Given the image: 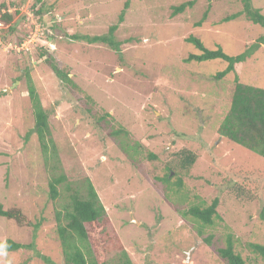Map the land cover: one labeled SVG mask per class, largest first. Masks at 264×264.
I'll return each mask as SVG.
<instances>
[{
  "label": "rangeland",
  "instance_id": "374dc122",
  "mask_svg": "<svg viewBox=\"0 0 264 264\" xmlns=\"http://www.w3.org/2000/svg\"><path fill=\"white\" fill-rule=\"evenodd\" d=\"M251 2L264 15V0ZM241 11L239 0H0V206L27 218L19 227L0 217V241L23 246L0 253V264H64L55 217L85 179L111 220L95 248L101 260L117 262L123 250L132 264H225L217 251L230 238L246 264H264L248 247L264 246V160L218 134L234 74L215 81L223 61L184 62L199 54L190 36L229 56L248 50L238 80L264 89V29L243 15L223 22ZM114 25L119 53L80 39ZM27 76L49 114L46 152ZM60 175L53 200L49 183ZM215 199L211 226L188 214Z\"/></svg>",
  "mask_w": 264,
  "mask_h": 264
},
{
  "label": "trees",
  "instance_id": "16d2710c",
  "mask_svg": "<svg viewBox=\"0 0 264 264\" xmlns=\"http://www.w3.org/2000/svg\"><path fill=\"white\" fill-rule=\"evenodd\" d=\"M239 1L242 5V11L225 17L223 22H228L243 15L248 22L264 29V15L261 11L253 7L251 0ZM194 3V1H188L174 7L172 15L182 14L186 8H192ZM207 13L208 11L203 13L201 20L195 24L196 27L201 26L202 22L207 18ZM123 15L124 12L119 16V22L123 21ZM2 19L7 22L10 21L11 16L5 14L2 15ZM116 28V25L111 26L106 36L82 37L80 39L89 44H106L115 53H119L117 45L113 42V33ZM185 41L193 45L199 52V54H190L184 59L185 63H201L212 60L223 61L226 66L222 71L212 76L215 81L222 80L228 74H234L229 109L218 128V134L226 140L255 153L264 160V89L240 83L235 72V65L245 61L248 50L236 56H229L220 48L214 50L205 48L201 41L195 37L190 36ZM257 43L264 44V36L259 38ZM45 60L62 82L73 84L68 74L62 72L51 61V58L48 57ZM28 76L26 92L33 112V132L37 136L41 150L46 152L47 143L52 142L48 124L49 114L42 107L38 94ZM183 159L187 166H191L195 162V158L191 154L184 156ZM65 181L66 177L64 175L55 177L50 181L51 199L54 200L57 197L56 186ZM180 185V183H177V186ZM70 200L71 202L65 205L62 211L57 212L55 217L57 224L55 231L59 238L64 264H132L123 250L118 256L117 262L114 263H108L107 260H101L96 256L95 248H97V243L104 240V237H110L109 233L106 234V230L110 227L111 220L88 179L84 180L82 190L78 189L72 193ZM217 204V199H215L206 208L191 207L188 210V214L192 215L202 226H211L213 217H217L215 211ZM0 217L14 221L19 227L25 226L27 223V218L17 208L4 211L0 206ZM111 239L117 241L115 236ZM22 247L21 244L10 239H6L4 242L0 241V253L15 252ZM248 247L252 253L264 260V246L251 244ZM119 248L122 249L121 247ZM217 253L225 264H246L240 254L234 251L230 238H228L226 247L219 249Z\"/></svg>",
  "mask_w": 264,
  "mask_h": 264
}]
</instances>
